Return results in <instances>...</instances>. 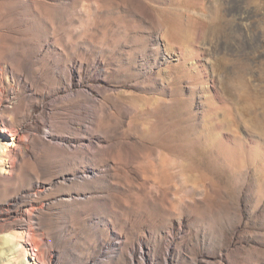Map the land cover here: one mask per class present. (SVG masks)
<instances>
[{
	"label": "rangeland",
	"instance_id": "rangeland-1",
	"mask_svg": "<svg viewBox=\"0 0 264 264\" xmlns=\"http://www.w3.org/2000/svg\"><path fill=\"white\" fill-rule=\"evenodd\" d=\"M27 258L264 264V0H0V264Z\"/></svg>",
	"mask_w": 264,
	"mask_h": 264
},
{
	"label": "bare ground",
	"instance_id": "bare-ground-1",
	"mask_svg": "<svg viewBox=\"0 0 264 264\" xmlns=\"http://www.w3.org/2000/svg\"><path fill=\"white\" fill-rule=\"evenodd\" d=\"M3 132H4V129L2 130ZM6 131V130H5ZM5 147H6V145H5ZM12 239V237L11 236H4L3 237V239H2V243H5V242H8V241H10ZM28 259V258H27ZM26 259V260H27ZM37 261V260H36ZM27 263L26 264H35V259H34V261H29V259L26 261Z\"/></svg>",
	"mask_w": 264,
	"mask_h": 264
}]
</instances>
